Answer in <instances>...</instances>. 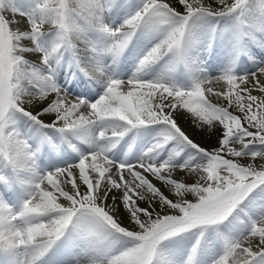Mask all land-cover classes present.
<instances>
[{
    "label": "snow or ice",
    "instance_id": "1",
    "mask_svg": "<svg viewBox=\"0 0 264 264\" xmlns=\"http://www.w3.org/2000/svg\"><path fill=\"white\" fill-rule=\"evenodd\" d=\"M0 264H264V0H0Z\"/></svg>",
    "mask_w": 264,
    "mask_h": 264
},
{
    "label": "bare ground",
    "instance_id": "2",
    "mask_svg": "<svg viewBox=\"0 0 264 264\" xmlns=\"http://www.w3.org/2000/svg\"><path fill=\"white\" fill-rule=\"evenodd\" d=\"M213 86L216 87V88L219 87V85H215V84ZM212 100H213V102H216V98L215 97H212ZM181 124H182V126L187 128L189 131H191L189 125L187 123H185L183 120H181ZM195 139H197L200 143H202L205 146H208V145H213L214 146L215 143H216L214 138L209 140L207 137H202L200 135H196ZM124 223L127 224V221L125 220Z\"/></svg>",
    "mask_w": 264,
    "mask_h": 264
}]
</instances>
